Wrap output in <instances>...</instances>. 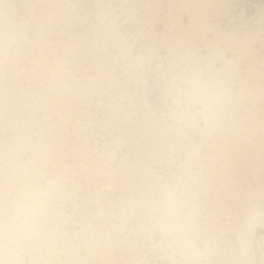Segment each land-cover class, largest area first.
Segmentation results:
<instances>
[{
	"label": "rangeland",
	"instance_id": "1",
	"mask_svg": "<svg viewBox=\"0 0 264 264\" xmlns=\"http://www.w3.org/2000/svg\"><path fill=\"white\" fill-rule=\"evenodd\" d=\"M37 2L0 0V32L18 41L7 71L0 69V193L6 183L9 223L24 200L7 159L18 144V161L40 170L39 186L56 189L31 241L59 233L62 263L167 264L151 251V219L175 201L178 214L197 225L191 243L211 249L213 264H235L246 232L264 230V222L247 220L249 204L259 212L264 200L242 199L264 180V0H211L218 7L208 31L179 8L193 0H43L71 6L46 17L32 7ZM109 4L115 11L102 15ZM144 5L151 7L133 8ZM212 42L229 48L232 75L223 59L211 61ZM209 63L233 85L232 123L222 133L207 130L206 105L192 87ZM131 64L137 73L126 70ZM83 117L89 128L82 135ZM4 222L0 195V229ZM254 242L261 264L264 241ZM49 250L24 259L43 264Z\"/></svg>",
	"mask_w": 264,
	"mask_h": 264
},
{
	"label": "clouds",
	"instance_id": "2",
	"mask_svg": "<svg viewBox=\"0 0 264 264\" xmlns=\"http://www.w3.org/2000/svg\"><path fill=\"white\" fill-rule=\"evenodd\" d=\"M32 7L40 13L41 17L57 14L70 10L71 6L62 3H44L39 0ZM151 6L144 5L143 8H133L137 11H147ZM218 7L211 0H193L191 3L181 4V11H187L194 19L199 21V27L203 31L209 30V14ZM115 10L112 6L106 5L102 9V15H111ZM207 21L208 23H205ZM223 32L224 29L221 28ZM230 36V33H225ZM18 41L11 34V31L5 29L0 32V69L7 71L9 60L14 51L17 50ZM213 63H209L207 71L201 73L192 81V87L199 94L206 105L204 120L207 130L210 132L222 133L232 123L228 115L235 97L231 91L232 84L221 78L220 73L213 72ZM227 71V68L225 69ZM264 172V165L261 167ZM255 176V173H253ZM0 195L3 196L5 222L0 229V264H42L39 259L25 260V256L41 255V249L34 245L30 239L33 224L35 221V208L30 209L28 215L17 213L15 222L9 223V192L5 187ZM255 197L264 200V180L257 188H250L242 196V199L251 201ZM175 201L168 205L173 208ZM166 208L163 212L154 215L151 219V243L153 254L162 253V259H166L167 264H213L209 258L212 250L201 251L190 241L191 233L197 225L191 215H180L173 208L169 211ZM257 217L264 219V207L256 212L251 205L247 208V220L251 221ZM157 237L159 240L157 242ZM43 264H53L52 261H43ZM134 264H148L147 260H138ZM235 264H256L254 256L249 255V251L242 253V256ZM264 264V260L261 261Z\"/></svg>",
	"mask_w": 264,
	"mask_h": 264
},
{
	"label": "bare ground",
	"instance_id": "3",
	"mask_svg": "<svg viewBox=\"0 0 264 264\" xmlns=\"http://www.w3.org/2000/svg\"><path fill=\"white\" fill-rule=\"evenodd\" d=\"M4 3V2H3ZM69 11V10H68ZM101 12V11H100ZM116 23V22H115ZM13 26V25H12ZM101 27V26H100ZM24 28V27H23ZM14 29V28H13ZM201 30V29H200ZM98 31V30H97ZM115 31V30H114ZM22 32V31H21ZM207 33V32H206ZM106 35V34H105ZM117 36V35H116ZM239 41V40H238ZM124 42V41H123ZM230 42V41H229ZM241 42V41H240ZM217 43V42H216ZM34 44V43H33ZM212 44V52L210 53L211 55V61H213V59H214V62L216 61V59H223L224 61H221L222 62V65H223V62H225L224 63V66H223V70H225L226 68H227V71H226V74L227 75H232L233 74V72L231 71L232 70V68L234 67H232V65H229V62H231V61H228L229 59L225 56V53H226V51L227 50H229V48L231 49L233 46H231L232 44H231V42L230 43H228V45H230V46H228L229 48L228 49H226V48H221V47H219V45H217V44H215V42H212L211 43ZM240 44V43H239ZM122 45V44H121ZM238 45V44H237ZM123 47H125V46H123ZM173 48V47H172ZM236 48V47H235ZM123 49H125V48H123ZM129 48H127V50H128ZM240 49V48H239ZM232 50V49H231ZM230 51V50H229ZM233 51V50H232ZM124 52V51H123ZM208 57V56H207ZM228 59V60H227ZM239 59V58H238ZM48 60V59H47ZM227 60V61H226ZM240 60V59H239ZM210 61V60H209ZM219 61V60H218ZM116 62V61H115ZM215 64V63H214ZM231 64V63H230ZM233 64V63H232ZM260 64V63H259ZM63 65V64H62ZM133 64H131L130 66H128L127 67V65H125V67H127V69L126 70H128V72L130 71V72H134V73H137L136 71H137V67H135L134 65L132 66ZM138 66V65H137ZM124 67V66H123ZM124 67V68H125ZM134 67L136 68V70L134 69ZM59 68V67H58ZM139 69V68H138ZM41 70V69H40ZM112 71V70H111ZM125 71V70H124ZM221 71V70H220ZM256 71V70H255ZM219 72V71H218ZM104 73V72H103ZM102 72H101V74L99 75V77H97L98 75H96V78L100 81V82H97L98 80L95 78L94 80H97L96 82L97 83H101V81H103L104 82V80L106 79V74H103ZM127 73V72H126ZM236 73V72H235ZM234 73V74H235ZM134 75V74H133ZM63 76V75H62ZM236 77L237 78V76H240V74L239 75H237L236 76V74L235 75H233L232 77ZM228 77V76H227ZM231 77V78H232ZM36 79V78H35ZM91 79V78H90ZM108 79V78H107ZM106 79V80H107ZM113 79H111V81L109 82V84L111 83V84H115V86L117 85L116 83H113V81H112ZM240 80H241V78H240ZM86 81H88V80H86ZM116 81V80H115ZM228 81V80H227ZM89 82V83H88ZM87 83L88 84H90V81H88ZM94 81H92V79H91V83H93ZM40 83V82H39ZM96 83V84H97ZM95 84V83H94ZM93 84V85H94ZM101 84H103V83H101ZM110 84V85H111ZM110 85H108V86H110ZM91 86H92V84H91ZM96 86V85H95ZM107 86V87H108ZM118 86V85H117ZM93 87V86H92ZM113 87V86H112ZM118 87H120V86H118ZM114 88V87H113ZM91 89V88H90ZM97 89V88H96ZM109 89H110V87H109ZM115 89V88H114ZM114 89H112V90H114ZM117 89V88H116ZM118 90V89H117ZM87 91V90H86ZM94 91V90H93ZM97 91V90H96ZM121 91V90H120ZM123 91V90H122ZM125 91V90H124ZM88 92V91H87ZM91 90H90V94H91ZM100 92V91H99ZM115 92H117V91H115ZM82 93V92H81ZM106 93V92H105ZM122 93L123 92H121V95H122ZM114 94V93H113ZM124 94V93H123ZM93 95V94H92ZM120 95V94H119ZM91 96V95H90ZM123 96V95H122ZM124 96H125V94H124ZM82 97V96H81ZM259 97V96H258ZM257 97V98H258ZM261 97V96H260ZM89 98V97H88ZM122 98V97H121ZM197 98V97H196ZM74 99V98H73ZM86 99V98H85ZM262 100V99H261ZM81 101H83L84 102V100H81ZM77 102H78V100H77ZM82 102V103H83ZM87 102V101H86ZM90 102H94V101H90ZM101 102V101H100ZM91 103V104H92ZM79 104V103H78ZM90 103H89V101H88V105L90 106L91 105ZM95 104V103H94ZM97 104V103H96ZM30 105V104H29ZM102 105V104H101ZM104 105V104H103ZM40 106V105H39ZM83 108H84V106L83 105H81ZM76 107V106H75ZM82 107H81V109H82ZM85 107H86V104H85ZM88 107V106H87ZM86 107V108H87ZM84 111H86V110H83V111H80V112H83V115H81V116H85L86 114H87V112H86V114H85V112ZM206 111V110H205ZM6 113V112H5ZM79 113V112H78ZM203 113V112H202ZM255 113V112H254ZM80 114H82V113H80ZM11 115V114H10ZM129 115V114H128ZM66 119V118H65ZM85 117H83V119L82 120H80V121H77V126H78V131H79V133H81L82 135H83V133H84V131L86 130V129H88L89 127H88V123L85 121ZM79 120V119H78ZM89 122V121H88ZM92 124V123H91ZM17 126V125H16ZM90 126V125H89ZM261 126V125H260ZM16 128V127H15ZM18 128V127H17ZM16 132V131H15ZM78 133V134H79ZM22 135V134H21ZM81 135V136H82ZM17 138H19L20 139V137H17ZM19 139H17V140H19ZM21 140H19L18 142H20ZM17 142V141H16ZM2 143V142H1ZM21 143V142H20ZM19 143V144H20ZM122 144V143H121ZM13 146H14V144H13ZM19 146H21V145H18V144H16V147L13 149L14 151H12V152H10V150L8 151V153L10 154V156H7V159L9 160H11L12 162L10 163L11 164V170L15 173V176L17 177V179L15 178L14 179V177H13V180H14V182H17L19 185H20V187L21 188H19L20 189V191H21V194L24 196V200L22 199V196L20 197L22 200H23V202H21V200H20V198H19V201L17 202V209H16V215H17V213H20V214H24V215H28L29 213H30V209H32L33 207L35 208V213H36V215H35V221H34V224H33V228H32V232H31V236L32 235H34V233L36 234V232H37V224H38V219H37V216L38 215H42L43 217H45L46 216V218H47V216L49 217V214H51V213H49V210H50V207H51V205H52V201H53V199H54V195L53 194H55V186L51 183V184H47V187H46V189H43V188H41L40 186H39V181H38V179H39V177H41L40 176V170H38V168H36V167H34L33 165H32V162L30 161V162H26V163H21V162H19L18 161V157H17V155H18V153H19ZM17 147H18V149H17ZM56 148V147H55ZM11 149V148H10ZM23 148H21V150H22ZM18 150V151H17ZM20 150V151H21ZM34 151V150H33ZM5 153V152H4ZM26 154V153H25ZM6 155V154H5ZM45 156V155H44ZM2 157V156H1ZM37 157H39V156H37ZM31 158V157H30ZM29 158V159H30ZM34 158V157H33ZM45 158V157H44ZM49 158V157H48ZM32 159V158H31ZM40 159V158H39ZM43 159V158H42ZM51 159V158H50ZM49 161V160H48ZM47 161V162H48ZM8 164V163H7ZM9 166V165H8ZM10 167V166H9ZM96 168V167H95ZM89 169V168H88ZM101 170V169H100ZM93 171V170H92ZM12 172V173H13ZM13 173V174H14ZM45 173V172H44ZM12 180V181H13ZM51 182V181H50ZM14 184V183H13ZM16 184V183H15ZM13 186H16V185H13ZM19 187V186H18ZM44 187V186H43ZM62 188V187H61ZM58 194V193H57ZM17 198V197H16ZM18 199V198H17ZM17 201V200H16ZM15 201V202H16ZM55 204V203H54ZM56 205V204H55ZM54 205V206H55ZM57 206V205H56ZM15 207V206H14ZM56 210V209H55ZM51 212H52V209H51ZM60 212V211H59ZM58 212V213H59ZM48 214V215H47ZM14 217V216H13ZM15 218H16V216H15ZM94 219V218H93ZM65 220V219H64ZM56 221V220H55ZM63 221V220H62ZM252 221V220H251ZM254 221L256 222V223H261V222H264V219H262V218H259V217H257L256 219H254ZM250 222V221H249ZM253 222V221H252ZM252 222H250V223H252ZM44 223V222H43ZM52 224H53V222H52ZM253 224H254V222H253ZM40 225V224H39ZM55 225V224H54ZM261 225V224H260ZM52 226V225H51ZM56 229V228H55ZM256 230V228L254 227V230H253V228L252 229H250L249 231H247L246 232V234L244 235L245 237H244V239H245V241L248 243L247 244V246L244 248L245 249V251L247 250V251H249V255H250V257L251 256H253V253H254V249H255V244H253V243H255L254 241H256V243H257V241H258V243H259V241H261V240H263L264 241V230L263 231H260V233L258 234V235H256L255 237H254V231ZM43 231V230H42ZM38 232H40V231H38ZM76 232V231H75ZM41 233V232H40ZM38 234V233H37ZM59 234V233H58ZM57 234V232L56 231H52V232H50V233H45V234H39L40 235V240H39V244L37 245V244H35L37 247H39L40 249H42V247H44V245H46V246H48V248L50 247V249L51 250H49V252L51 251V255L49 254V259H47V261H53V264H64V263H62V261H61V259H60V257H59V252L60 251H58V249H57V247H56V244H57V242H58V235ZM62 234V233H61ZM64 234V233H63ZM62 234V235H63ZM65 235V234H64ZM63 235V236H64ZM30 236V237H31ZM65 238V237H64ZM31 239V238H30ZM39 239V238H38ZM244 242V241H243ZM245 245H246V243H244ZM259 244H261V243H259ZM243 245V244H242ZM244 245V246H245ZM257 245V244H256ZM87 247V246H86ZM93 248V247H92ZM243 248V247H242ZM48 250V249H47ZM71 250V249H70ZM95 250H93L92 249V251L90 252V253H93ZM243 251V250H242ZM241 251V252H242ZM61 253V252H60ZM63 253V252H62ZM66 253V252H65ZM89 253V252H88ZM97 253H98V251H97ZM79 254V253H78ZM87 254V253H86ZM100 255V256H99ZM79 256V255H78ZM93 256V255H92ZM96 256H97V254H96ZM98 256L100 257V260L102 261L103 259H105V255H102L101 253L100 254H98ZM263 256V255H262ZM86 257V256H85ZM87 258V257H86ZM92 258V257H91ZM101 258H103V259H101ZM106 258H108V256L106 257ZM99 259V258H98ZM45 261H46V259H45ZM86 261V260H85ZM88 261V260H87ZM104 261V260H103ZM110 261V260H109ZM67 262V261H66ZM85 263V262H84ZM102 263V262H101ZM105 263V262H104ZM70 264V263H69Z\"/></svg>",
	"mask_w": 264,
	"mask_h": 264
}]
</instances>
